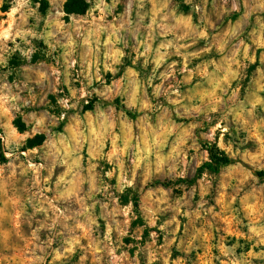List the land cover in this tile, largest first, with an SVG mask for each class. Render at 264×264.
<instances>
[{
    "label": "rangeland",
    "instance_id": "374dc122",
    "mask_svg": "<svg viewBox=\"0 0 264 264\" xmlns=\"http://www.w3.org/2000/svg\"><path fill=\"white\" fill-rule=\"evenodd\" d=\"M77 2L0 0V264H264V0Z\"/></svg>",
    "mask_w": 264,
    "mask_h": 264
},
{
    "label": "trees",
    "instance_id": "16d2710c",
    "mask_svg": "<svg viewBox=\"0 0 264 264\" xmlns=\"http://www.w3.org/2000/svg\"><path fill=\"white\" fill-rule=\"evenodd\" d=\"M77 2V7H71L68 6L67 7V13L68 14H81L84 13L85 10L81 7V3L80 0H75ZM89 108L91 107H87L86 110H89ZM210 158H211V162L205 164V168L214 172V173H218L220 171V169L224 166H229L232 164H235L237 161L234 159H231L230 157L222 154V153H218V151H215V149H210ZM8 161L7 157H5V155L3 153L0 154V163H6ZM204 167L202 168L205 169ZM260 176H263L262 173H260Z\"/></svg>",
    "mask_w": 264,
    "mask_h": 264
},
{
    "label": "crops",
    "instance_id": "0c3cea01",
    "mask_svg": "<svg viewBox=\"0 0 264 264\" xmlns=\"http://www.w3.org/2000/svg\"><path fill=\"white\" fill-rule=\"evenodd\" d=\"M163 56H164V53H163ZM99 65H102V63L100 62ZM99 65H98V67H97L98 69H100V68H99ZM110 70L112 71L113 69H110ZM112 72H113V71H112ZM98 74H99V73H98ZM99 75H100V77H102V74H101V73H100ZM108 90H113V89L110 88V89H108ZM104 93H105V92H104Z\"/></svg>",
    "mask_w": 264,
    "mask_h": 264
}]
</instances>
